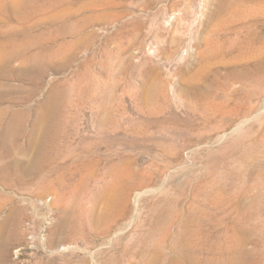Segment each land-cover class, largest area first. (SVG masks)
<instances>
[{
    "label": "rangeland",
    "instance_id": "rangeland-1",
    "mask_svg": "<svg viewBox=\"0 0 264 264\" xmlns=\"http://www.w3.org/2000/svg\"><path fill=\"white\" fill-rule=\"evenodd\" d=\"M51 9L3 28L18 33L0 61V264H264V0ZM237 72L241 97L255 93L246 122L191 141L194 111H217L193 93ZM234 186L233 206L259 212L245 234L230 208L210 213Z\"/></svg>",
    "mask_w": 264,
    "mask_h": 264
},
{
    "label": "bare ground",
    "instance_id": "bare-ground-1",
    "mask_svg": "<svg viewBox=\"0 0 264 264\" xmlns=\"http://www.w3.org/2000/svg\"><path fill=\"white\" fill-rule=\"evenodd\" d=\"M67 1L68 0H0V61L2 60L3 56H5L4 49H3V48H5L4 43L6 41L10 40L14 35H17V33H18V32L17 33L14 32V31L3 32V28L5 26L11 24V23L12 24L16 23L17 26H18V24H21V18L23 17V15H21L23 12L22 9H25L26 12L28 11L31 14H35V13H39V12H46L48 9L52 10L51 8L61 7ZM21 10H22V12H21ZM225 78H226L225 82L224 81L221 82L222 81L221 80V81H219L221 83H219V84L217 83L213 87L212 86H205V87L200 86L199 88L197 87L198 90L195 93H193L194 98L200 99L201 101L204 102L205 109L215 108V109H217V111L212 112V113H207L204 115L202 113H198L197 111H194L195 115L192 117V125L194 126L203 120L202 123L204 126V131L200 134L196 131H192L193 133L190 134L191 135L190 136L191 141H194V142H205V141L211 142L217 136L219 138L220 136L218 134L220 133V131H219L220 128L227 127L229 129H231L232 126L233 127L235 126V123L237 120L239 121L240 119L248 116L247 114H249L251 112V110L253 109L252 104H244L243 101H244V99H246L248 97H251L250 100H253L255 98V96H254L255 93H253V95H251V96L245 93L244 97L243 96L241 97L243 86L238 85L239 83L242 82V80L243 81H244V79L246 80L245 76H240L237 72L236 75H234V76L226 75ZM263 81H264V78H263ZM213 85H214V83H213ZM219 98H221V99L226 98L227 103L220 106L216 101V99H219ZM187 108L192 109V107L190 105H189V107L187 106ZM162 117H165V115H162ZM246 119L247 118H244L243 121L241 120L242 123L236 124V126L233 128L232 133L239 131L241 129V127L243 126V124L246 122ZM155 132H156V130H155ZM147 133L149 134L150 132H147ZM153 136H154V133H153ZM243 136L244 135L242 134L241 137L243 138ZM243 140L244 141L242 142V145H239L240 155H239L238 159L244 155V158L249 161V159L251 157L250 154L252 151H254V148L252 146L246 144L245 139H243ZM222 154L226 155V152L224 151ZM178 156H179V154L176 156H173V159H176V160L179 159ZM228 156L229 155H227V157ZM231 156H234V155H231ZM94 162H95V164L99 165V161H94ZM227 164H226V160L224 161L223 159H221V161L219 163L213 162V164L211 166V169L213 170L212 172H216V171L219 172V170L223 169L224 166L226 167ZM231 190H233V191L229 194L228 198L224 197L223 195H220L219 197H217L216 201H213V205H214L213 208L212 207L210 208V210L213 209L212 210L213 213L210 211L209 212L212 215H220V214H224L230 208L229 213L227 214L226 217L229 216L230 219H233L235 233L241 232V233L245 234L246 230H245V227L242 225L241 220L243 218L247 219V217H254V216L258 217L259 212L244 208L243 206H240L238 204H237V206L234 207L233 204H234L235 200H237V198L240 199V195H242V192H241L242 190L237 191L236 186L232 187ZM218 191H220V189ZM129 194H130V191L127 189H125L124 192H122L121 197L119 198L120 208L116 209V211H118V216H121V215H123L124 212H126L128 201H129ZM139 195L140 194H137L135 197L137 198ZM165 199H166L167 204H169L168 208H171V209L167 210L168 211L167 214H169V213L171 214L172 212H170V211L172 210L173 206L178 205L179 198L175 195H168ZM257 199H258V197H257ZM228 200H229V204H227ZM238 201H240V200H238ZM255 203H257V202H255ZM112 215H114V214H112ZM114 216H116V215H114ZM63 224H64V222L61 224V226H63ZM187 233H188V231H187ZM183 234H185V233L182 232L181 236ZM198 234H199L198 231H194V233H192V235H197V236H198ZM198 241H199V238H198ZM198 241H194V245L196 244V247H195L196 252L201 249Z\"/></svg>",
    "mask_w": 264,
    "mask_h": 264
}]
</instances>
